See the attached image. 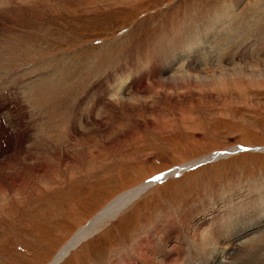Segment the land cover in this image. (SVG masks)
I'll return each mask as SVG.
<instances>
[{"label": "rangeland", "instance_id": "374dc122", "mask_svg": "<svg viewBox=\"0 0 264 264\" xmlns=\"http://www.w3.org/2000/svg\"><path fill=\"white\" fill-rule=\"evenodd\" d=\"M0 89L28 114L20 155L45 159L26 182L0 183V264H49L152 174L264 145V0H0ZM3 117L0 155L15 142ZM232 209L256 226L232 249L212 244L216 264H264V148L152 183L58 264L140 262L164 228L173 246L195 240L189 227L204 243Z\"/></svg>", "mask_w": 264, "mask_h": 264}, {"label": "bare ground", "instance_id": "6f19581e", "mask_svg": "<svg viewBox=\"0 0 264 264\" xmlns=\"http://www.w3.org/2000/svg\"><path fill=\"white\" fill-rule=\"evenodd\" d=\"M194 57L195 56H192V58H194ZM189 62H190L189 59H187L188 65H189ZM165 80L167 81L168 77H166ZM165 80H164V82H165ZM134 86H137V85L132 80H130V86L129 87L133 88ZM1 90L2 89H0V93H1L0 95H3L2 94L3 90H2V92H1ZM7 90H9V89H6V91ZM9 92L7 94H9L10 97L14 98V101H16V103L12 104L9 107L3 101L6 99L0 98V103L2 102V105H4V106L0 105V113L6 118L7 122L10 124V125L7 124V126H6V127H8V135L11 136V141L9 140V142H12L14 138H15V142L13 143V146L11 145L12 147H10V150L6 154L4 153V154L0 155V157H3V158H0V183H1V185L6 184V185L11 186L13 184L15 185V183H17L16 185H18V183L26 182V180H27L26 177H28L29 175H32V174L38 175L40 171H44L45 170V159H44V153L43 154L41 153V154H39L38 157H36V159H37L36 163H30V162H27L26 156L23 157L22 155H20L21 153H23L25 151L24 147H26L25 146V143H26L25 140L26 139H24V138H26V136L29 132V129L31 127H30V124L26 121L28 114H26L25 105H23L21 103L22 101H20L21 99L19 97V94L15 91H13L12 93H9ZM16 93H17V95H16ZM27 97H29V96H27ZM30 98H31V100H33V95H31ZM97 100H99V99H97ZM34 102H35V104H38V103H36V101H34ZM33 106H34V104H33ZM0 123L3 124L1 121H0ZM0 132H5V129L3 128V126L2 127L0 126ZM5 138H7L6 135H5ZM55 147H59V144L56 145ZM56 149H58V148H55V150ZM1 153H3V152H1ZM218 157H220V156H218ZM25 168H27V170L30 171L29 174H26V171L24 170ZM17 180H18V182H17ZM151 184H152L151 181H146V182H144V184L139 185L133 189L126 191L122 195H119L114 200L109 202L103 209H101L97 213L98 215L96 214L95 216H93L90 219V221L84 227H82L81 229H79L78 232H76V234L63 246L61 251H59L58 254L55 256V259L52 261L53 263L51 262L49 264H58L59 261L67 254V250L71 247L73 248L76 244H78L77 242L79 241V239L82 240V238L84 239V238L88 237L89 235H92L94 232H96L98 230V227L101 225V223H104V222H106V220L112 218L116 214V212H118L121 208L126 206L131 200H133L136 196H138L139 193L142 192V190H144L147 186H150ZM235 212H236L235 210H233L232 212L229 211V214H223L222 217H220L218 220H216V221L220 222L221 226L223 227V233L217 232L215 234L214 233L215 231L214 232L212 231V232L205 234V235L202 234L203 237L206 239L204 243H203V239H198L199 237H197V231H195L196 229L189 227V229L192 230V233H193L192 235L195 236V240L193 242L188 243L186 246L185 245H181V246L180 245H174L173 246L172 244H169V242L173 239V236L170 235L168 228L167 229L164 228L162 237L160 236V242L157 244V247H156L157 250L156 251L154 250L152 252L150 251L149 254L143 255L142 257H140V262H138V261L136 262L132 259L131 263H129V264H142L141 262H143V264H170V263L171 264H216V262H217V254H216L217 250L215 252V250H214L215 248H213L212 244H217L220 246H222V244H225V245H229V247L232 249V247L234 245H236L234 242L239 241L238 237H240V234L243 232V231H241V229L242 230H249L251 228L253 229V226H256V224L253 223V220H251L248 217L240 218V215L235 217L234 216ZM208 220L209 219H206V222ZM242 221H245V222L252 221V224H251V222L247 224V223H243ZM240 223L245 224V225H241ZM246 225L251 226V227H247ZM187 226L188 225H186V228H187ZM197 227L200 228L201 226L197 225ZM210 229L212 230V228H210ZM172 232L173 233L175 232V227L172 228ZM194 236H192V237H194ZM172 243L175 244L174 242H172ZM167 244H169V245H167ZM166 248L169 250H166ZM224 248H225V246H224ZM159 250H160V252H159ZM154 254H156V255H154ZM162 255H163V257H162ZM231 257H233V256H231ZM126 258H123L120 261H122V263H125L127 260ZM226 261L227 260L223 257L222 260L220 261L221 263L218 262V264H227Z\"/></svg>", "mask_w": 264, "mask_h": 264}, {"label": "water", "instance_id": "95a60500", "mask_svg": "<svg viewBox=\"0 0 264 264\" xmlns=\"http://www.w3.org/2000/svg\"><path fill=\"white\" fill-rule=\"evenodd\" d=\"M231 147H233V148H231ZM231 147L229 148L228 146H226V147H223V148H220V149H216V150L210 151V152L208 153V155H206L204 158L199 159V160H197V161H194L193 163L183 162V163H181V164H175V165H173L172 167H170L169 169L164 170L162 175H163V176L170 175V174H172L173 172H176V171H178V170H182V169H184V168H186V167H189V166H191V165L196 164L197 162L213 160V159H215L216 157L221 156V155L226 154V153H234V152H236V151H238V150H243V149H257V148H264V145L259 146V145H241V144H235V145H233V146H231ZM155 178H156V177H155ZM153 179H154V178H152V180H151L152 183L154 182ZM86 222H87V221H86ZM82 239H83V238H82ZM79 241H80V239H79ZM79 241H78V242H79ZM78 242H77V243H78ZM71 248H72V247H71ZM69 249H70V248H69ZM69 249H68V250H69ZM68 250H67V252H68Z\"/></svg>", "mask_w": 264, "mask_h": 264}, {"label": "snow or ice", "instance_id": "6c2138e0", "mask_svg": "<svg viewBox=\"0 0 264 264\" xmlns=\"http://www.w3.org/2000/svg\"><path fill=\"white\" fill-rule=\"evenodd\" d=\"M157 179H158V177H157Z\"/></svg>", "mask_w": 264, "mask_h": 264}, {"label": "trees", "instance_id": "16d2710c", "mask_svg": "<svg viewBox=\"0 0 264 264\" xmlns=\"http://www.w3.org/2000/svg\"><path fill=\"white\" fill-rule=\"evenodd\" d=\"M192 169V168H191Z\"/></svg>", "mask_w": 264, "mask_h": 264}]
</instances>
